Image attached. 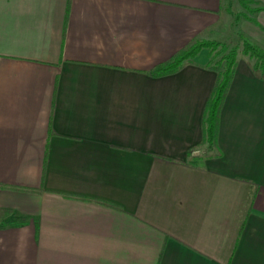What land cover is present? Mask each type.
Here are the masks:
<instances>
[{
    "label": "crops",
    "instance_id": "1",
    "mask_svg": "<svg viewBox=\"0 0 264 264\" xmlns=\"http://www.w3.org/2000/svg\"><path fill=\"white\" fill-rule=\"evenodd\" d=\"M0 0V264H264V72L189 40L264 48V0ZM242 10H237L240 12Z\"/></svg>",
    "mask_w": 264,
    "mask_h": 264
},
{
    "label": "trees",
    "instance_id": "2",
    "mask_svg": "<svg viewBox=\"0 0 264 264\" xmlns=\"http://www.w3.org/2000/svg\"><path fill=\"white\" fill-rule=\"evenodd\" d=\"M241 3L246 8V1L241 0ZM67 9L68 0L66 2V13ZM247 9L250 12L254 11L255 7ZM239 15L247 17L244 12H237L235 19ZM202 48L207 51L205 65L214 70L216 76L201 113L200 143L205 144L207 147L216 148L218 113L233 75L237 55L239 52L244 54L252 61L254 69L264 72V48L249 41L243 35H240L239 44H229L216 39L194 38L167 59L152 65L147 72L152 76L174 72L183 64L190 62L193 56Z\"/></svg>",
    "mask_w": 264,
    "mask_h": 264
},
{
    "label": "rangeland",
    "instance_id": "3",
    "mask_svg": "<svg viewBox=\"0 0 264 264\" xmlns=\"http://www.w3.org/2000/svg\"><path fill=\"white\" fill-rule=\"evenodd\" d=\"M244 1H246V3H245L246 8L242 6L241 0H225L224 4L226 6L227 13L230 14L232 19L235 18V14L237 13V10H242L240 12H244L245 14L249 13L247 8L250 7L249 4H252L253 0H244ZM229 44H231V43H229ZM237 44H239V43H237Z\"/></svg>",
    "mask_w": 264,
    "mask_h": 264
}]
</instances>
